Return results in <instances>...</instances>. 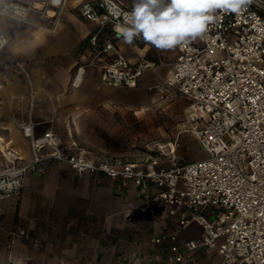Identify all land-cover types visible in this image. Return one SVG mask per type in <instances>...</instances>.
<instances>
[{
    "label": "built area",
    "instance_id": "obj_1",
    "mask_svg": "<svg viewBox=\"0 0 264 264\" xmlns=\"http://www.w3.org/2000/svg\"><path fill=\"white\" fill-rule=\"evenodd\" d=\"M66 0H4L0 13L26 18L30 11L60 12ZM131 8L123 0H86L80 15L96 29L87 44L96 55L114 57L100 74L104 86L133 89L154 63L138 56L130 64L115 48L125 41L115 31ZM206 39H197L177 55L168 88H175L188 103L183 125L207 155L187 163L161 154L124 161L119 167L93 159L78 146L75 151L57 142L51 131L36 135L35 123L20 124L29 140L32 160L17 165L19 154L8 146L0 149L7 165L0 170V202L18 195L25 175L45 160L67 164L77 176L100 175L119 180L123 187L138 188L142 208L157 204L177 218V229L194 225L197 241L179 238L176 230L152 238L165 241L167 250L145 258L147 264H200L197 251L219 256L215 264H264V0H246L239 12H218ZM0 46V52L7 44ZM145 42L136 37L132 44ZM93 63V62H91ZM85 74L77 66L71 81L78 88ZM163 97V95H161ZM47 148V150H45ZM1 212V206H0ZM23 234V231L18 232Z\"/></svg>",
    "mask_w": 264,
    "mask_h": 264
},
{
    "label": "crops",
    "instance_id": "obj_2",
    "mask_svg": "<svg viewBox=\"0 0 264 264\" xmlns=\"http://www.w3.org/2000/svg\"><path fill=\"white\" fill-rule=\"evenodd\" d=\"M85 1L66 0L55 15L33 10L22 19L0 13V33L7 38L0 52V149L6 145L16 151L21 158L17 165L32 160L29 140L20 129L28 121L35 123L36 135L51 131L70 150L83 147L91 158L116 167L144 157H118L106 148L84 144L93 128L100 123L108 127L106 123L114 120L116 106H130L124 88L100 83L114 54L96 55L88 46L96 24L79 13ZM114 46L132 65L138 56L154 63L137 87L158 82L164 71L171 76L176 48L159 50L146 42L121 40ZM80 65L85 74L80 86L73 88ZM6 165L0 154V170ZM0 206V264H147L145 258L167 250L165 241L155 245L152 238L174 230L180 239L187 236L167 211L150 223L163 208L149 222L132 221L133 212L143 209L133 184L123 187L119 180L88 173L77 176L67 164L54 160L30 170L19 194L2 199ZM188 231L199 232L194 225ZM193 257L200 264L219 260L200 250Z\"/></svg>",
    "mask_w": 264,
    "mask_h": 264
},
{
    "label": "rangeland",
    "instance_id": "obj_3",
    "mask_svg": "<svg viewBox=\"0 0 264 264\" xmlns=\"http://www.w3.org/2000/svg\"><path fill=\"white\" fill-rule=\"evenodd\" d=\"M132 5L133 0H123ZM166 70V67H164ZM154 67L151 69L153 70ZM167 72L154 84L133 89H122L124 98L130 103L120 108L116 106L114 120L108 121V127L100 123L84 139L88 148H106L109 154L118 157H132L136 154L155 156L172 147V156L162 158L167 163L171 157L179 163L206 157L205 152L197 145L194 137L183 125L184 109L188 103L185 96L175 88H168L165 82ZM107 87V86H106ZM163 95V97L161 96ZM135 111H140L135 114ZM106 127V128H105ZM101 150V149H100ZM167 211L166 207L150 223L153 224ZM182 230V229H180ZM182 234L199 240L200 233L183 229ZM190 233V234H189ZM193 234V235H192Z\"/></svg>",
    "mask_w": 264,
    "mask_h": 264
},
{
    "label": "clouds",
    "instance_id": "obj_4",
    "mask_svg": "<svg viewBox=\"0 0 264 264\" xmlns=\"http://www.w3.org/2000/svg\"><path fill=\"white\" fill-rule=\"evenodd\" d=\"M246 0H133L124 24L115 31L131 43L140 37L159 50L185 48L206 39L218 12H239ZM6 40L0 39V46Z\"/></svg>",
    "mask_w": 264,
    "mask_h": 264
},
{
    "label": "water",
    "instance_id": "obj_5",
    "mask_svg": "<svg viewBox=\"0 0 264 264\" xmlns=\"http://www.w3.org/2000/svg\"><path fill=\"white\" fill-rule=\"evenodd\" d=\"M162 211V206L157 204H151L144 209H137L131 216L132 221H145L149 222L153 219V216Z\"/></svg>",
    "mask_w": 264,
    "mask_h": 264
},
{
    "label": "trees",
    "instance_id": "obj_6",
    "mask_svg": "<svg viewBox=\"0 0 264 264\" xmlns=\"http://www.w3.org/2000/svg\"><path fill=\"white\" fill-rule=\"evenodd\" d=\"M126 3V2H125ZM126 5L128 6V7H132V5L131 4H129V3H126ZM195 139V138H194ZM196 141V140H195ZM197 142V141H196ZM197 145H198V143H197ZM199 146V145H198ZM200 147V146H199ZM189 162V161H188ZM185 163H187V162H185Z\"/></svg>",
    "mask_w": 264,
    "mask_h": 264
},
{
    "label": "bare ground",
    "instance_id": "obj_7",
    "mask_svg": "<svg viewBox=\"0 0 264 264\" xmlns=\"http://www.w3.org/2000/svg\"><path fill=\"white\" fill-rule=\"evenodd\" d=\"M48 12H51V11H48Z\"/></svg>",
    "mask_w": 264,
    "mask_h": 264
}]
</instances>
